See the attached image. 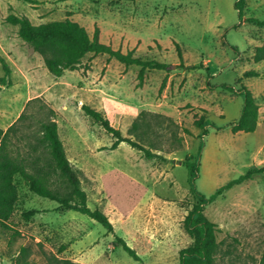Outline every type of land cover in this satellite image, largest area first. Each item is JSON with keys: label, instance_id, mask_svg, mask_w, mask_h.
I'll return each instance as SVG.
<instances>
[{"label": "rangeland", "instance_id": "rangeland-1", "mask_svg": "<svg viewBox=\"0 0 264 264\" xmlns=\"http://www.w3.org/2000/svg\"><path fill=\"white\" fill-rule=\"evenodd\" d=\"M235 2L0 0V58L11 68V85L0 91V127L13 125V154L46 166L50 155L39 142L41 123L56 121L88 205L107 214L114 227L109 233L86 214L60 211L57 201L32 192L16 175V208L0 224V264H50V255L78 264H140L113 245L115 235L145 264H177L180 251L193 243L183 222L198 201L190 190L188 163L198 160L196 185L207 197L248 170L264 168V59L254 60L264 26L249 20L264 19V0H247L242 20ZM9 14L25 15L35 25L70 18L90 36L98 29L100 40L114 49L170 67L147 69L140 82L139 66L90 53L77 69L57 77L19 37L18 26L7 22ZM250 70L259 76H245ZM4 75L0 60V78ZM243 85L259 104L258 125L234 133L232 124L244 105L235 91ZM83 105L155 156L127 141L113 147L114 134ZM202 116L209 120L204 135L195 124ZM51 179L53 188L67 190L59 174ZM205 214L219 228L217 264H260L264 172L217 196Z\"/></svg>", "mask_w": 264, "mask_h": 264}, {"label": "trees", "instance_id": "trees-1", "mask_svg": "<svg viewBox=\"0 0 264 264\" xmlns=\"http://www.w3.org/2000/svg\"><path fill=\"white\" fill-rule=\"evenodd\" d=\"M246 7L247 0H236L235 8L238 10L241 20L245 15ZM6 20L18 26L19 37L30 44L34 51L42 55L46 68L57 77L62 76L66 70L77 69L82 59L90 53L94 55L107 54L110 58L118 60L127 67L131 65L139 66L140 71L138 76L140 82H143L145 78V70H167L170 67L167 63L155 59H144L135 56L133 51L123 52L120 49H114L111 45L103 43L100 40L98 29L95 30L93 36H90L83 25L70 18L40 25L33 24L25 15L9 14ZM249 20L264 26V19L250 18ZM176 48L180 59L183 60V53L179 43L176 44ZM263 59L264 43L258 46L254 53L255 61ZM0 60L5 72V75L0 78L1 91L2 86L11 85V81L9 80L11 68L4 58H0ZM182 66L185 65L182 64ZM188 68L196 69L198 66L190 65ZM245 76H259V73L250 70L245 73ZM235 92L243 97L244 105L239 119L232 124V131L234 133L239 131L252 132L258 125L259 104L252 91L246 86L243 85ZM82 108L87 115L99 122L108 132L114 134L116 141L113 147H116L122 141H127L133 146L141 148L147 157L155 156V153L150 149L123 137L121 131L113 127L101 112L88 105H83ZM22 116L23 114L19 118H22ZM167 118L172 121L170 117ZM136 124L137 122L134 123V125ZM195 124L203 130V135L208 132L207 126L209 125V120L205 117L202 116L197 119ZM12 128L13 125L7 130L0 127V224L8 221L16 208L19 194L15 177L16 175H20L32 192L57 201L60 211L75 210L86 214L101 223L109 233H114V227L108 215L100 209H92L88 205L87 194L81 187L78 171L67 157L63 142L59 136L56 121L49 120L41 123L39 142L46 147L50 155L46 166L39 165L38 159L28 161L25 157L13 154L10 147V143L12 142L10 131ZM198 164V160L188 163L190 190L198 201L189 210L183 222L185 230L193 238V243L180 251V259L177 264H217L215 254L218 247L217 233L219 232V228L205 214L206 206L226 190L252 178L254 173L264 172V168L257 170L250 169L245 174L220 187L213 195L207 197L197 189ZM30 168L32 171L29 170ZM54 173L59 174L65 181L66 191L63 192L60 189L52 187L53 181L51 177ZM34 213L35 211L32 210L26 216L29 217ZM113 245H121L135 260L140 261V264H145L136 250L128 245L122 237L115 235ZM26 251L27 248H22V254H25ZM48 260L50 264H78L67 259H59L55 255L48 256ZM260 264H264V252Z\"/></svg>", "mask_w": 264, "mask_h": 264}, {"label": "crops", "instance_id": "crops-1", "mask_svg": "<svg viewBox=\"0 0 264 264\" xmlns=\"http://www.w3.org/2000/svg\"><path fill=\"white\" fill-rule=\"evenodd\" d=\"M2 128V127H1Z\"/></svg>", "mask_w": 264, "mask_h": 264}]
</instances>
